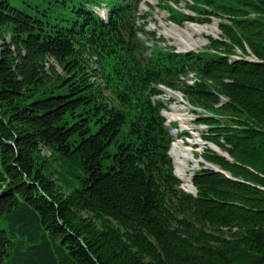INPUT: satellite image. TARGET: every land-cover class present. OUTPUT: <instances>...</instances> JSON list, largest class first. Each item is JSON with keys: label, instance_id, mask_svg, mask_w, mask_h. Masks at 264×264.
<instances>
[{"label": "trees", "instance_id": "obj_1", "mask_svg": "<svg viewBox=\"0 0 264 264\" xmlns=\"http://www.w3.org/2000/svg\"><path fill=\"white\" fill-rule=\"evenodd\" d=\"M141 1L0 0V264H264V0L163 3L179 25L220 20L185 53ZM161 84L222 151L200 154L219 171L201 164L194 193Z\"/></svg>", "mask_w": 264, "mask_h": 264}, {"label": "rangeland", "instance_id": "obj_2", "mask_svg": "<svg viewBox=\"0 0 264 264\" xmlns=\"http://www.w3.org/2000/svg\"><path fill=\"white\" fill-rule=\"evenodd\" d=\"M163 1H167V0H163ZM177 1H178L177 2L178 7H180L181 10L184 9L185 12L188 14H190V13L193 15L195 14L191 9L188 8L187 0H184V1L177 0ZM146 13L150 14L148 17V22L146 24V27L148 30L155 31L158 33L159 36L164 37L165 42L167 44L171 45L172 47H174L177 51L185 50L179 42L180 33H178L174 27L178 24H176L170 20L169 14L166 11V9L164 8V6L162 5L161 0H145V7L141 10V14H146ZM140 21H143V19H140ZM219 22H220L219 19H213L212 22L203 24V25L209 24L211 26L215 25L216 26V34L215 35H208L206 33L196 34L194 39H200V40H203V41L205 40V41H204V44L198 46L197 48H193V49L203 48L209 43L210 37L218 38L220 36ZM194 23L198 24L196 22H194ZM188 24H191V22L186 21L182 25H178V26L186 28ZM249 58H251V57H249ZM168 97H169V99L172 98L171 96H168ZM169 99H167V100H169ZM175 99L177 100L179 98H175ZM167 100L164 98V101H167ZM173 103H175L173 107L176 109V111L174 113L177 114V117L183 119L182 122L180 119H178L179 121L177 119H175L179 124V130L181 132L184 131L185 133H188V136L178 137L177 129L172 130L174 142L177 141V142L181 143V145L191 147L193 155L195 157V160L198 163H200L199 165H197L195 167L193 166L192 163L189 165L190 167H192V169H187L186 173L188 175L193 176L194 172L196 170L200 169L202 167V165H205L204 167L211 168L209 163L207 166L206 161L201 157L200 154L207 147H211L214 144H211L210 142H207L206 140L203 139L202 133L204 130H206V126L203 124H199L196 121L197 118L200 116L199 112H202V111L200 109H196L195 107H193L188 102H186V104H184L181 101H174ZM196 110H198L199 112H197ZM220 153H222V152H220ZM198 154H199V156H198ZM175 163H176V161H175ZM175 167H176V165H175ZM176 173H177V171H176ZM177 175H178V173H177ZM182 181H183L182 188L187 189L185 186L186 181L184 179Z\"/></svg>", "mask_w": 264, "mask_h": 264}, {"label": "bare ground", "instance_id": "obj_3", "mask_svg": "<svg viewBox=\"0 0 264 264\" xmlns=\"http://www.w3.org/2000/svg\"><path fill=\"white\" fill-rule=\"evenodd\" d=\"M174 27L177 30V32L180 33L179 42L182 45V47L186 50L191 49V48H197L198 46L204 44L205 40L203 41L200 39H194L196 34H204V33H206L208 35H215L216 34V26L215 25L211 26L209 24L199 25V24L191 23V24H188L186 28L179 27V26H174ZM193 76H194V80H195L196 75L194 73L189 74V76L187 78V82L189 84H193ZM176 91L183 94L182 91H180V90H176ZM185 104H186V102H185ZM168 116L173 121H174V119H180L181 122L183 121V119L177 117V114L174 112L169 113ZM176 123L178 125V122H176ZM215 148L219 152H222L220 149H218V147L215 146ZM170 155L176 161V163H175L176 171H177L179 177L186 181L185 186L188 190L187 192L191 191L193 189L192 176L188 175L186 172H187V169H192V167L189 166L191 163L193 164L194 167L200 164L195 160V157L193 155L191 147H187V146L181 145V143H179L177 141H175V142L173 141L172 145H171V149H170ZM208 163L209 162L206 161L207 166H208ZM209 165L211 166L213 164L209 163ZM213 166H215V165H213ZM184 190L186 191V189H184Z\"/></svg>", "mask_w": 264, "mask_h": 264}, {"label": "water", "instance_id": "obj_4", "mask_svg": "<svg viewBox=\"0 0 264 264\" xmlns=\"http://www.w3.org/2000/svg\"><path fill=\"white\" fill-rule=\"evenodd\" d=\"M214 150H216L215 149V147L212 145L211 146ZM216 151H218V150H216ZM211 168H213L214 170H216V171H219V168H217L216 166H213V165H211ZM180 178V177H179ZM192 186H193V189L191 190V191H189V192H196V188H195V186L192 184ZM186 191H188L187 189H186Z\"/></svg>", "mask_w": 264, "mask_h": 264}]
</instances>
